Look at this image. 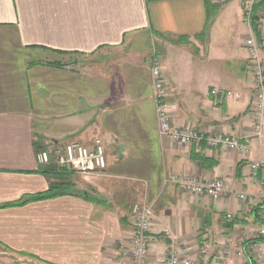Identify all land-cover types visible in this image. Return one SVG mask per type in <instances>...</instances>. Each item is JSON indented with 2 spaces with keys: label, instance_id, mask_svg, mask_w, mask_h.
<instances>
[{
  "label": "crops",
  "instance_id": "0c3cea01",
  "mask_svg": "<svg viewBox=\"0 0 264 264\" xmlns=\"http://www.w3.org/2000/svg\"><path fill=\"white\" fill-rule=\"evenodd\" d=\"M234 1L206 31V0H0V264H114L121 245L130 246L137 200L154 208L152 264L172 244L193 256L206 246L208 264H221L227 238L230 264H243L242 240L264 228L262 172L251 171L264 165V136L251 138L248 154L161 137L151 78L155 58L175 125L252 137V73L210 61L215 27ZM236 1L247 59L253 32ZM182 37L189 43L177 44ZM216 88L231 96L214 98ZM96 139L104 172L78 175L79 183L43 173L41 151ZM171 176L224 179L233 194L218 202L192 196ZM58 182L71 193L33 200Z\"/></svg>",
  "mask_w": 264,
  "mask_h": 264
},
{
  "label": "built area",
  "instance_id": "2783aa9c",
  "mask_svg": "<svg viewBox=\"0 0 264 264\" xmlns=\"http://www.w3.org/2000/svg\"><path fill=\"white\" fill-rule=\"evenodd\" d=\"M225 1V0H221ZM259 0H245L244 21L252 29V35L245 42L249 59L253 64V93L251 113L253 120V136L238 138L221 133L203 134L200 130L192 127H179L174 124L170 106L167 102L168 87L163 77L160 63L157 59L151 60V78L153 86V101L155 103L158 126L161 137L170 139L179 146L191 144L205 145L209 149H221L229 152L248 154L250 152L251 138H262L264 136V62L260 58L261 51L264 52V6L257 13L255 27L259 37L253 29L254 4ZM212 96L216 99L231 96L230 92L213 89ZM38 161L45 167L54 166L58 170L70 175L86 176L102 173L107 169L108 159L104 144L96 139L93 146L87 147L77 142L66 144L58 149L55 154L49 151H41ZM251 171L255 177L262 172L264 186V165L255 162L251 165ZM170 181L176 184L184 193L192 196L204 197L215 202L225 200L233 194L230 184L224 179L201 181L195 177L171 176ZM240 201L246 202L248 195L240 193L237 195ZM154 211L153 207L140 201L132 206L131 223L132 234L130 246L121 245L117 251L114 264H152L149 259V251L153 242ZM264 220V217H263ZM226 221L233 222V216L227 215ZM165 236L170 237L168 229L164 231ZM264 238V228L259 230L257 238ZM246 240H242V245ZM221 264H230L232 252V241L225 239L222 244ZM237 250L236 254L243 258V264H264V241H256L250 245V250ZM195 256L189 247L177 248L171 245L165 259L161 264H208L209 254L205 247L198 250Z\"/></svg>",
  "mask_w": 264,
  "mask_h": 264
},
{
  "label": "rangeland",
  "instance_id": "374dc122",
  "mask_svg": "<svg viewBox=\"0 0 264 264\" xmlns=\"http://www.w3.org/2000/svg\"><path fill=\"white\" fill-rule=\"evenodd\" d=\"M228 0L221 1L220 0V6H225L228 4ZM230 1V0H229ZM237 1L235 0L231 6L229 7V10L224 13L222 19L217 23L215 27V35L213 38V45H212V53L210 55V61H215L218 64H225L226 67L230 66L232 69V72L236 75L241 71L243 72L242 68H244L247 73H253V64L251 60L248 58H244L243 55L245 54L242 49H239V33L238 31H235V26L238 24V7H237ZM243 14H244V6L242 5ZM244 18V16H243ZM245 22V21H244ZM260 58L264 62V52L261 51ZM228 67V68H230ZM78 175L72 176L75 179H72L75 182L80 181V178L76 177ZM137 200L136 202H138ZM248 199L246 200V202ZM142 203V201H140ZM135 203V202H134ZM154 211V208H153ZM225 241V240H224ZM244 245V244H243ZM202 247H205L208 251V248L206 246H200L197 249L198 250ZM248 249L250 250V245L248 246ZM233 251V249H232ZM249 252V251H248ZM250 253V252H249Z\"/></svg>",
  "mask_w": 264,
  "mask_h": 264
},
{
  "label": "trees",
  "instance_id": "16d2710c",
  "mask_svg": "<svg viewBox=\"0 0 264 264\" xmlns=\"http://www.w3.org/2000/svg\"><path fill=\"white\" fill-rule=\"evenodd\" d=\"M244 2H245V0H243V2H242L243 6H244ZM206 6H207V13H208V17H207L208 23H207V29H206V31H207L209 29L210 24L213 22V18L215 16V14L217 13L218 9L221 6L212 4L211 0H206ZM263 6H264V0H259L258 2H255V4H254L253 29H254V32H255L257 37H259V34L257 33V29L255 27V20L257 19V13L259 12V10ZM176 43L177 44H188L189 38L182 37V38L178 39V41ZM43 173L48 174L50 176L57 177V179H61L62 181L68 180V178L70 179L72 177L70 174L65 173L64 171L58 170L54 166H50V167L46 168L43 171ZM69 187H70V185L68 186V183L58 182L55 185L51 186L50 190L46 194H42L40 196H37V197L33 198V200L48 199V198H52V197H56V196L69 194V193H71V191L68 190ZM24 203H22V204H24ZM22 204H20V205H22ZM261 209H262V207H258L255 210L259 211ZM256 241H264V238L260 237V238H257L256 240H247L245 243V246L248 247L249 245H252ZM250 264H253V263L250 262Z\"/></svg>",
  "mask_w": 264,
  "mask_h": 264
}]
</instances>
